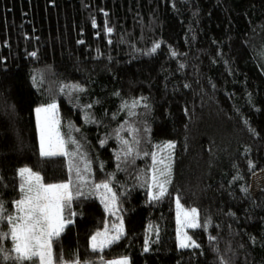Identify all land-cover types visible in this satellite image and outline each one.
Here are the masks:
<instances>
[{
	"label": "trees",
	"instance_id": "trees-1",
	"mask_svg": "<svg viewBox=\"0 0 264 264\" xmlns=\"http://www.w3.org/2000/svg\"><path fill=\"white\" fill-rule=\"evenodd\" d=\"M53 102L61 134L76 141L69 151L91 161L84 190L110 180L120 209L108 212L97 194L74 199L56 254L81 264H264V193L252 190L264 170V0H0L7 213L21 197V167L45 183L69 179L68 157L39 152L35 107ZM170 141L168 194L152 200V154L166 156L157 146ZM176 197L198 209L201 227L189 233L199 247L178 245ZM118 217L122 238L92 251L91 237Z\"/></svg>",
	"mask_w": 264,
	"mask_h": 264
},
{
	"label": "snow or ice",
	"instance_id": "snow-or-ice-1",
	"mask_svg": "<svg viewBox=\"0 0 264 264\" xmlns=\"http://www.w3.org/2000/svg\"><path fill=\"white\" fill-rule=\"evenodd\" d=\"M107 31L110 33L112 29L109 28ZM158 47L157 44L151 51L155 52ZM68 87L83 91L78 85ZM138 103L139 101H132V107L134 108ZM125 107L128 105L125 104ZM35 111L39 127L40 155L42 157H68L69 179L67 182L45 183L44 177L31 168L24 167L18 170L21 181L19 184L21 197L13 201L15 212L7 213L3 201L0 200V224L8 226L7 232L0 231V239L12 241L10 252H4L0 248V253H2L0 260L14 261L15 264H26V262L28 264H54L53 241L58 240L68 225L74 222L72 219L76 215L72 211L74 199L97 194L108 212L115 215L120 211L118 196L113 191L110 180L95 183L91 191L84 190L88 184L85 174L90 175L91 173V161L81 156L79 152L69 151V144H75L76 141L71 138L65 139L61 134L58 105L51 103L39 107ZM122 143L126 146L129 144L127 140H122ZM157 147L160 152L165 149L169 151L166 156H161L159 153L152 154L153 166L150 187L156 190L151 194L152 200H160L168 194L167 185L171 182V150L174 149L175 144L170 141L163 145V148ZM132 151L133 149L129 146L124 155L128 156ZM80 162H83V167L80 166ZM73 176H75V180H73ZM176 204L180 247H199L185 231L189 228L201 227L198 222V210L195 208L184 209L180 205L179 197H176ZM65 212H67V216ZM118 219L120 220L119 224H114L111 229L105 226L102 232L98 231L91 237L92 251L102 252L122 238L124 235L123 221L122 217H118ZM100 259L103 261V257ZM60 264H68V262L63 261L61 257ZM72 264H81V262L79 259H74ZM85 264H90V262H85ZM103 264H131V262L125 256L104 261Z\"/></svg>",
	"mask_w": 264,
	"mask_h": 264
},
{
	"label": "rangeland",
	"instance_id": "rangeland-1",
	"mask_svg": "<svg viewBox=\"0 0 264 264\" xmlns=\"http://www.w3.org/2000/svg\"><path fill=\"white\" fill-rule=\"evenodd\" d=\"M53 103H56V102H53ZM51 104V103H49ZM57 104V103H56ZM48 104H40V105H37L35 107V109L39 108V107H43V106H47ZM58 105V104H57ZM58 118L60 120V116H59V110H58ZM35 119H36V125H37V129H38V134H39V127H38V120H37V114H36V111H35ZM60 130V128H59ZM24 167H28V168H31L29 166H24ZM24 167H21V168H24ZM20 168V169H21ZM32 169V168H31ZM33 170V169H32ZM35 171V170H33ZM37 172V171H35ZM252 190L254 192V195H261L264 193V170L263 171H260L258 173H256L254 176H253V179H252ZM155 191V189H150V195ZM180 205L184 208V209H192V208H188V207H185L181 202H180ZM197 209V208H195ZM198 210V209H197ZM176 215H177V204H176ZM198 222H199V216H198ZM179 229V225L177 223V241H178V245L180 247V233L178 231ZM190 229V228H189ZM189 229H186L185 231L187 232V234L189 236L190 233H189ZM102 232V231H101ZM192 237V236H191ZM193 239V237H192ZM195 241V239H193ZM195 243L197 244V242L195 241ZM188 248H191V247H188ZM53 254H54V264H60V261H61V257L63 259V261H66L68 262V264H72V261L70 260H67L65 258V256L63 255L62 251H59V253H55L54 252V247H53ZM122 257H125V256H122ZM127 257V256H126ZM121 257H118V258H113V259H108L107 261H111V260H115V259H119ZM130 259V257H128ZM66 259V260H65ZM131 262V260H130Z\"/></svg>",
	"mask_w": 264,
	"mask_h": 264
}]
</instances>
